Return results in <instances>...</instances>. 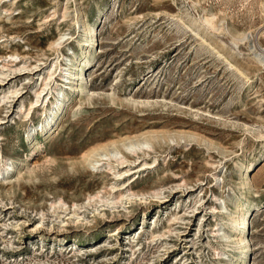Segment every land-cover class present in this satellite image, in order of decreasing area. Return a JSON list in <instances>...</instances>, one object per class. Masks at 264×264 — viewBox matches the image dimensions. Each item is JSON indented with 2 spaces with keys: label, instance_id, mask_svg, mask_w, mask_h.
Returning <instances> with one entry per match:
<instances>
[{
  "label": "rangeland",
  "instance_id": "1",
  "mask_svg": "<svg viewBox=\"0 0 264 264\" xmlns=\"http://www.w3.org/2000/svg\"><path fill=\"white\" fill-rule=\"evenodd\" d=\"M263 59L264 0H0V264H264Z\"/></svg>",
  "mask_w": 264,
  "mask_h": 264
},
{
  "label": "bare ground",
  "instance_id": "2",
  "mask_svg": "<svg viewBox=\"0 0 264 264\" xmlns=\"http://www.w3.org/2000/svg\"><path fill=\"white\" fill-rule=\"evenodd\" d=\"M79 21H82V18H79V20L77 21V23ZM203 22L207 26H209L211 29H215L214 23L212 22L211 19H209V16L206 15V17L203 20ZM92 31H93V29H89L88 28V31L85 34L83 33L84 35L78 41V45H86L87 42H89L91 40ZM88 53H90V52L88 51ZM67 65H69L71 67V70L68 71L66 69L67 71L62 72V71H64V68L65 67L60 66V73L58 74V77L61 79V82H65L68 85H72V87L71 86L69 87V89L71 91H73V92L74 91L75 92H77V91L81 92L82 91V85L80 84V79H81V75L83 73V70L88 65V62H86V63H84L82 65H80V63H78V64L69 63ZM79 68H80V73L78 74L77 71H78ZM58 86H59V83L56 82L55 83V87H54V93H56ZM67 97H68V94H62V95L59 94V95L53 96V102L50 103V105L52 106V108H48V109L46 108L45 110L43 109L44 110L43 113L45 114L44 117L51 116V119H50L49 123L46 124V125H44V126L41 125L39 129H37L36 127L29 128L28 129V132H27V136L30 133L35 132L36 130H40L41 132H45V134H48L49 131H50V129H51V127L53 126V124H55V122H56V120H57V118H58V116H59V114H60V112H61V110L63 108V104L67 100ZM54 106H55V109L53 108ZM149 138L151 139L152 137H149ZM145 140H143V141H145ZM143 141H141V143L139 142V145H135L132 141H129V145H127L126 143H124L126 141L123 140L121 146H123L124 149H127V151H129L131 149H136V148L138 149V147H140V146H147V143L146 142H143ZM147 141L149 142L150 140L147 139ZM117 144L118 143L113 142V143H110V145L93 149L92 152H89V154H86L83 157V159H84L83 161L94 167L95 163L98 162V160L96 159V157H101V156H104V157L110 156V157H114V158L115 157H118V156L121 155V152H120L119 148H117ZM110 147H112L113 149H115V151L114 150H113L114 152L108 151V148H110ZM100 151H104V154L103 155H100L99 154ZM116 160H117V158H116ZM118 161H122V160H119L118 159ZM10 169H11L10 166L9 167L5 166L3 171L0 170V173H1V171L2 172H7ZM251 206H252L251 204H249L248 206L246 205V207L244 209H241V208L239 209L238 207H236L235 208V211L231 215V217L238 215L235 218V220L231 223V228L236 231V234L237 235H236V238H235V242L238 244L237 246L239 248H243V252L241 253V255H245L243 258L240 259V261H241L240 263H242L244 261V259L246 257V253H247V248H246V246H245V244H244L243 241H244V238H245V231L247 229L248 214H249V211L251 209L250 208ZM234 264H236V263L234 262Z\"/></svg>",
  "mask_w": 264,
  "mask_h": 264
}]
</instances>
